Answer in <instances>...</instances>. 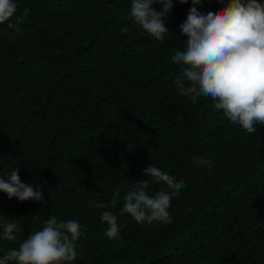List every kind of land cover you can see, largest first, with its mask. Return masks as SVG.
<instances>
[{"label": "trees", "instance_id": "trees-1", "mask_svg": "<svg viewBox=\"0 0 264 264\" xmlns=\"http://www.w3.org/2000/svg\"><path fill=\"white\" fill-rule=\"evenodd\" d=\"M14 2L9 22L22 17L19 31L0 24V178L18 167L23 183L42 186L44 203L0 192V235L4 222L19 229L16 241L0 239V258L54 216L81 225L72 264H264V125L249 134L211 98L193 103L174 83L191 0H173L162 42L129 18L131 0ZM226 2L202 0L197 10ZM150 164L185 184L167 223L120 213ZM103 211L117 216L119 239L106 237Z\"/></svg>", "mask_w": 264, "mask_h": 264}, {"label": "clouds", "instance_id": "clouds-1", "mask_svg": "<svg viewBox=\"0 0 264 264\" xmlns=\"http://www.w3.org/2000/svg\"><path fill=\"white\" fill-rule=\"evenodd\" d=\"M188 2L179 0L181 4ZM201 3L202 0H191L192 7L180 25V33L187 40L183 48L174 49L171 60L185 67L176 77L175 86L193 103L198 97L211 98L214 109L223 110L230 122L249 134L254 133L255 125H264V4L258 0H227L223 8L201 13L197 10ZM156 4L162 5V10H156L153 7ZM17 7L14 0H0V24L11 21ZM173 7V0H131L129 18L162 42L170 34L164 21ZM21 22L22 17H16V23L9 22L8 27L19 31ZM121 31L126 33L128 28ZM194 164L207 167L212 174L211 161L200 159ZM4 176L7 179L0 178V192L9 200L44 203L42 186L23 183L18 167ZM144 176L146 179L135 180L134 187L123 196L121 215L129 214L138 224L170 222L171 201L185 187L184 181L152 164L144 170ZM161 182L166 188L149 195V185ZM119 197V190L112 193L111 207H116ZM90 204L98 209L109 208L107 203L92 201ZM101 221L107 225L108 239L120 238L116 215L103 211ZM2 228L0 239L17 240L19 229L15 222H4ZM81 231L76 220L58 221L52 216L44 222L42 230L29 235L18 248L0 258V264H72L78 255L75 242Z\"/></svg>", "mask_w": 264, "mask_h": 264}]
</instances>
